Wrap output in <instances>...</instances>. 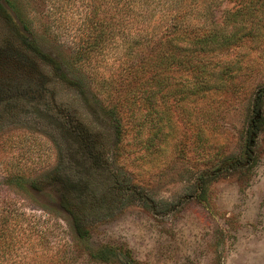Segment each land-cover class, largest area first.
I'll return each mask as SVG.
<instances>
[{
  "label": "rangeland",
  "instance_id": "374dc122",
  "mask_svg": "<svg viewBox=\"0 0 264 264\" xmlns=\"http://www.w3.org/2000/svg\"><path fill=\"white\" fill-rule=\"evenodd\" d=\"M94 1L0 0V264H264V36L228 56L223 88L180 100L139 88L149 73L122 70V41L77 61ZM89 162L86 200L110 207L81 238L55 179Z\"/></svg>",
  "mask_w": 264,
  "mask_h": 264
},
{
  "label": "trees",
  "instance_id": "16d2710c",
  "mask_svg": "<svg viewBox=\"0 0 264 264\" xmlns=\"http://www.w3.org/2000/svg\"><path fill=\"white\" fill-rule=\"evenodd\" d=\"M225 2L232 3V6L226 8L219 19L217 11ZM88 6L91 7V15L87 21L91 26L85 28L87 38L81 37L83 42L75 55L77 61L87 63L95 55L103 53L109 39L116 43L122 41L123 53H117L126 60L122 70H135L136 77L140 72L149 73L145 82L139 81V88L144 87L145 91L148 86V91L153 85L168 89L169 95L176 91L180 100L188 92L204 97L212 88H223L226 79L234 78L239 64L228 56L249 40L260 43L264 36V0H95ZM107 9L111 11L109 19ZM17 15L21 23L28 26L20 11ZM163 22L166 29L160 35ZM145 48L153 51L151 61L136 69L130 63ZM213 61L217 67H223L218 74L215 72L217 67L211 69ZM224 62L226 64H219ZM212 75L222 79V83L211 82L214 80ZM149 97L153 100L155 94ZM73 157L70 156L71 162ZM79 164L75 165L77 172L71 170V173H64L60 167L55 180L66 181L69 190L64 193L67 199L61 193L62 200H65H61V205L72 215L79 236L85 238L88 230L84 226L89 221L88 217L101 216L99 211L110 206L87 202L88 198H96L100 192L95 179L97 168L90 162L88 167ZM80 167L82 172L78 170ZM122 190L135 194L131 188ZM118 194L120 191L116 196ZM132 197L122 194L117 199L127 204L135 201L130 200ZM110 251L102 247L97 255Z\"/></svg>",
  "mask_w": 264,
  "mask_h": 264
}]
</instances>
